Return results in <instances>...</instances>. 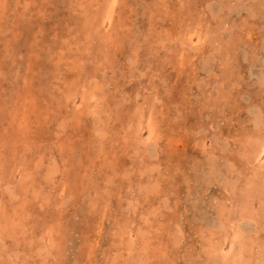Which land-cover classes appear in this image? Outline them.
I'll return each mask as SVG.
<instances>
[{
	"label": "rangeland",
	"instance_id": "1",
	"mask_svg": "<svg viewBox=\"0 0 264 264\" xmlns=\"http://www.w3.org/2000/svg\"><path fill=\"white\" fill-rule=\"evenodd\" d=\"M263 153L264 0H0V264H264Z\"/></svg>",
	"mask_w": 264,
	"mask_h": 264
},
{
	"label": "bare ground",
	"instance_id": "2",
	"mask_svg": "<svg viewBox=\"0 0 264 264\" xmlns=\"http://www.w3.org/2000/svg\"><path fill=\"white\" fill-rule=\"evenodd\" d=\"M148 88V87H147ZM146 94V93H145ZM93 100V99H92ZM76 113V112H75ZM27 121V120H26ZM26 123V122H25ZM260 142V141H259ZM257 144V143H256ZM260 144V143H259ZM264 154V153H263ZM252 160H253V157H252ZM260 162V161H259ZM249 163H250V161H249ZM248 165V164H247ZM234 166V165H233ZM252 169V168H251ZM254 169V168H253ZM251 172V171H250ZM253 173H254V171H253ZM240 181V180H239ZM252 182V181H251ZM4 190V189H3ZM12 191V190H11ZM5 192V191H4ZM245 200V199H244ZM245 211V210H244ZM152 218V217H151ZM149 223V222H148ZM154 231V230H153ZM138 233V232H137ZM136 233V234H137ZM143 237V236H142ZM129 239V238H128ZM134 239V238H133ZM142 240V239H141ZM151 243V242H150ZM239 244V243H238ZM144 245V244H143ZM127 246V245H126ZM5 247V246H4ZM3 247V248H4ZM130 247V246H129ZM235 247H237V246H235ZM233 249V248H232ZM144 250V249H143ZM141 259V258H140ZM145 259V258H144ZM142 261V260H141ZM146 261V260H145ZM148 264V263H147Z\"/></svg>",
	"mask_w": 264,
	"mask_h": 264
}]
</instances>
